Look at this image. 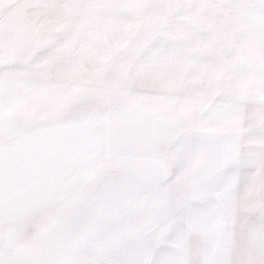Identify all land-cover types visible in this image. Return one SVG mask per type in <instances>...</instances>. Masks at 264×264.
I'll return each mask as SVG.
<instances>
[{"label": "snow or ice", "instance_id": "6c2138e0", "mask_svg": "<svg viewBox=\"0 0 264 264\" xmlns=\"http://www.w3.org/2000/svg\"><path fill=\"white\" fill-rule=\"evenodd\" d=\"M39 7L63 13L64 22L73 13L85 21L111 16L130 29L126 46L105 49L97 69L82 76L73 102L102 79L153 84L157 98L90 113L54 187L22 185L9 165L11 105L26 87H44L53 68L63 78L80 63L57 34L58 20L0 12V264H264V0H43ZM242 116L248 127L231 123ZM65 135L49 128L38 138ZM70 170L78 173L76 194L39 241H21L26 215L68 195ZM21 187L29 195L17 199Z\"/></svg>", "mask_w": 264, "mask_h": 264}, {"label": "rangeland", "instance_id": "374dc122", "mask_svg": "<svg viewBox=\"0 0 264 264\" xmlns=\"http://www.w3.org/2000/svg\"><path fill=\"white\" fill-rule=\"evenodd\" d=\"M18 3L31 6L18 8ZM42 3L43 0H4L0 12L31 18L42 24L58 20L57 34L75 50L76 59L80 63L79 72L65 75L63 78H58L53 68L44 77V87L40 89L26 87L11 105V131L8 137L11 175L14 179L19 176L22 185L29 184L34 189L47 190L54 187L50 181L56 171L73 163V140L85 127L87 115L96 110L117 112L133 98L138 103H155L157 88L153 84H135V94L125 97L120 95L124 87L117 86L110 79H102L92 94L73 102L78 95L76 85L82 76L97 69L96 60L105 49L126 46L127 33L130 29L111 16L106 21H97L94 18L85 21L83 14L73 13L70 20L64 22L61 19L63 13L39 7ZM81 24L84 25L83 28ZM85 32L91 35L85 38ZM105 63H111V58L105 56ZM56 98H59L58 103H55ZM118 100L120 101L118 109L113 108ZM66 105L70 107H65ZM82 106L88 109L84 115H81ZM171 107L174 108L175 105ZM57 113H70L71 118L67 121L52 119L51 117ZM234 120L235 124L243 121L245 127L249 125L246 116ZM49 128L61 129L66 135L53 142L41 141L38 138L40 131ZM69 175L71 178L78 177L75 170H70ZM78 187L75 179L69 185L67 196L53 200L46 208L34 210L26 215L20 224L19 239L30 243L39 241L48 219L57 214L65 201L76 194ZM27 195L29 192L24 187L16 194L17 199H23Z\"/></svg>", "mask_w": 264, "mask_h": 264}, {"label": "clouds", "instance_id": "9594fccd", "mask_svg": "<svg viewBox=\"0 0 264 264\" xmlns=\"http://www.w3.org/2000/svg\"><path fill=\"white\" fill-rule=\"evenodd\" d=\"M135 94V82H130L129 86L125 89L122 90V92L120 93V95L122 96H125V97H130L132 95ZM59 102V98H56V101L55 103H58ZM120 105V101L118 100L116 102V104H114L112 107L113 108H117L118 109V106ZM88 111V109L86 107H83L81 108V115H84L86 114ZM39 118V117H37ZM52 119H56V120H64V121H67L68 119L71 118V115L70 113H57V114H54L52 117ZM76 179V177H72L70 180H69V183H73L74 180Z\"/></svg>", "mask_w": 264, "mask_h": 264}, {"label": "crops", "instance_id": "0c3cea01", "mask_svg": "<svg viewBox=\"0 0 264 264\" xmlns=\"http://www.w3.org/2000/svg\"><path fill=\"white\" fill-rule=\"evenodd\" d=\"M234 119H235V118H234ZM234 119L231 121V123H233V124H235V120H234ZM248 126H249V125H248Z\"/></svg>", "mask_w": 264, "mask_h": 264}]
</instances>
